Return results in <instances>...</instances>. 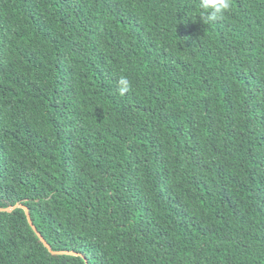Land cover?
<instances>
[{
    "label": "trees",
    "instance_id": "trees-1",
    "mask_svg": "<svg viewBox=\"0 0 264 264\" xmlns=\"http://www.w3.org/2000/svg\"><path fill=\"white\" fill-rule=\"evenodd\" d=\"M231 4L0 0V207L90 264H264V0ZM0 264L88 262L17 207Z\"/></svg>",
    "mask_w": 264,
    "mask_h": 264
},
{
    "label": "clouds",
    "instance_id": "clouds-1",
    "mask_svg": "<svg viewBox=\"0 0 264 264\" xmlns=\"http://www.w3.org/2000/svg\"><path fill=\"white\" fill-rule=\"evenodd\" d=\"M200 6L204 10L203 18L211 23L219 19L232 7L231 0H200ZM132 89V83L127 77H121L118 83V91L121 96Z\"/></svg>",
    "mask_w": 264,
    "mask_h": 264
},
{
    "label": "water",
    "instance_id": "water-1",
    "mask_svg": "<svg viewBox=\"0 0 264 264\" xmlns=\"http://www.w3.org/2000/svg\"><path fill=\"white\" fill-rule=\"evenodd\" d=\"M17 207H22V208L25 209V211L27 213V216H28V219H29L33 229L36 231V233L38 234V236L40 237V239L43 241V243L49 249L50 252H52L53 254H74V255L83 256V257H85V259L88 262V264H90L88 258L81 252L74 251V250H54L52 248V246L50 245V243L46 240L44 235L39 231V229L35 225L28 206H26V205H24L22 203H17L15 205H11L9 207H4V208L0 207V211H12V210L16 209Z\"/></svg>",
    "mask_w": 264,
    "mask_h": 264
}]
</instances>
